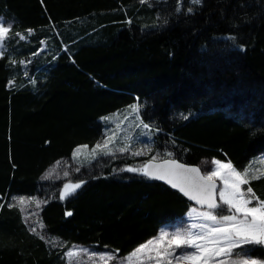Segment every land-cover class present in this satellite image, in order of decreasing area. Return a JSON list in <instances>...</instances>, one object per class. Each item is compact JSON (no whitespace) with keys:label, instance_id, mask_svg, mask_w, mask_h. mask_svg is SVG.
Listing matches in <instances>:
<instances>
[{"label":"trees","instance_id":"trees-1","mask_svg":"<svg viewBox=\"0 0 264 264\" xmlns=\"http://www.w3.org/2000/svg\"><path fill=\"white\" fill-rule=\"evenodd\" d=\"M189 1L0 0L11 25L0 48V264H63V250L9 207L12 194L42 197L43 230L65 246L124 256L195 204L123 165L163 152L243 170L264 156V0ZM132 103L151 126L149 153L107 157L101 173L92 163L60 200L62 180L42 183L43 174L94 146L102 117ZM262 174L246 186L264 200ZM246 247L264 259V246Z\"/></svg>","mask_w":264,"mask_h":264},{"label":"snow or ice","instance_id":"snow-or-ice-1","mask_svg":"<svg viewBox=\"0 0 264 264\" xmlns=\"http://www.w3.org/2000/svg\"><path fill=\"white\" fill-rule=\"evenodd\" d=\"M140 2L144 3L145 0ZM193 3L199 4L201 0H193ZM189 11L192 10L189 9ZM10 28L11 25L5 27L3 18H0V48L4 47L6 34L9 33ZM32 31L28 29V35H31ZM17 35L20 39L26 38L19 33ZM0 55L3 53L0 52ZM20 63L24 64L25 61ZM9 85H12V81H9ZM132 112H138L135 105L132 106ZM124 119L126 120L127 117ZM141 124L144 129L150 128L149 124L142 121ZM117 135L118 132L113 133L104 140L103 144L98 143L92 150L93 159L97 149L104 155H113L114 150L110 145L116 142ZM125 139L129 142L124 143L116 151L124 153L130 150L132 138ZM81 147L87 148L86 145ZM79 154L80 148H77L73 152V158L75 159ZM132 154L143 153L137 151ZM166 155L171 157L172 154ZM156 161L157 157L153 156L141 167H129L123 171L137 172L150 179L164 181L189 200L195 201L200 207L189 210L187 215L191 222L172 230L161 229L158 236L140 244L123 258L111 252L94 253L89 252L88 249H70L65 253L69 257L70 264L71 258L81 254L89 256L90 259H98L104 264H110L112 261H117V264H132L134 258L140 264H144L145 257L149 264L152 262L154 264H264V261L252 258L249 255L250 249L245 247L264 246V200L256 195L251 186H248L246 190L242 189V185H250L251 180L261 179L260 175L249 176L251 165L243 171H238L230 161L225 163L213 158L211 161L214 165L213 170L201 174L199 167H190L175 159L167 158L158 163ZM76 171L79 169L77 168ZM68 175V172L64 173L65 177ZM47 178L48 176L45 177ZM217 181L222 187H218ZM84 183L83 180L65 183L59 193L60 200L73 196ZM13 199L23 211L31 198L26 200L24 197H13ZM44 202L37 201L36 207L39 208ZM12 206L14 205H9V207ZM65 215L71 216L72 213L66 212ZM39 226L43 227L42 222ZM31 231L36 232V228L33 227Z\"/></svg>","mask_w":264,"mask_h":264},{"label":"rangeland","instance_id":"rangeland-1","mask_svg":"<svg viewBox=\"0 0 264 264\" xmlns=\"http://www.w3.org/2000/svg\"><path fill=\"white\" fill-rule=\"evenodd\" d=\"M189 2L193 3V0H190ZM134 105L137 107V104L132 103L130 105H127L121 109H118V110L108 114L107 116L102 117V120L106 124V128L104 129V132H103L102 136L100 137L99 141L92 147L88 146L87 144H82V145L76 146L73 149L70 157L62 158L53 167L51 166L48 168V170L41 177L42 178L41 182L47 183L48 180H51V182H53L54 180H62L63 185L69 181L75 183L76 179H78V178L83 179V176L85 177V175L88 173V171L93 168V167H91L92 163L96 162L97 171L99 173H101L103 167H105V165H106V163L104 161L107 162V159H108L107 157H111V158L118 157V156L140 157V156L147 155L149 153V151H146L145 149L150 148L149 140H150V131H152L151 126L149 129L143 128V126L141 124V120L139 118H137V117H139V107H137L138 108L137 113L132 112V106H134ZM125 117H127L126 120L124 119ZM116 132H118L116 142L114 144L110 145V147H112L114 150L113 155H104L99 149H97L95 159H93V156H92L93 148H95V146L98 143L103 144L105 139L109 138L110 136H112L113 133H116ZM145 133H146V135H145ZM126 137L132 138L130 150L128 152H124V153L116 151V149H118L119 147H122L124 143L129 142L125 139ZM85 145L87 146V148L81 147V146H85ZM77 148H80V154L74 159L73 158V152ZM137 151H140L143 154H141V155H133L132 154L133 152H137ZM158 153L159 152H156L153 155V156L157 157V160L161 159V155ZM160 153L166 155V153H163V152H160ZM153 156H151L150 159ZM212 159L213 158H206L202 161V162H206V163L201 162L200 166L203 169L204 174L206 172H210L213 170L214 165L211 164ZM146 161L147 160H138V161H134L133 164L123 165L122 168H120V171H123V169H127L129 167H133V168L141 167L143 164L146 163ZM222 162H225V161H222ZM225 163H227V162H225ZM250 165H251V168L249 170V176L264 173V156L262 154H258L256 156L252 157L250 159V163H248L243 168V170L246 167H249ZM77 168L79 169V171H76ZM243 170H238V171H243ZM65 172L69 173V175L67 177L64 176ZM70 172L72 173V175H74L73 173H76V172H77V174L74 175V177H71ZM80 172L83 174L80 175ZM126 172H128V171H126ZM130 173H137V172H130ZM46 176H48L47 179H45ZM219 187H222L220 182H219ZM246 188H247L246 185H242V189L246 190ZM13 197H16V198L24 197L26 200L29 198H31V199L29 200V203L24 206V210L21 211V207L19 205H17V202H16V200L13 199ZM37 201L44 202V199H42V197L39 198L37 196L12 194L9 197V199L7 200L8 205H15V206L20 208V211L22 213V219H23L24 223L26 224L27 228L29 229V231H31V229L33 227H35L36 232H32V231L31 232L36 234L37 236H39L41 239H43V241L46 243V246L48 247L49 250L56 251V253L59 252V250H61V251L63 250L61 253L59 252V257L61 255L63 256V258L65 259V262H66L65 264H70L69 257H67L65 255V253H67L70 249H73V248L88 249L89 252H94V253H110V252L114 253L112 251L98 250V249L92 248L91 246H85V245H79V244H74L72 246H65L64 242H62V240H60L58 237L49 236L43 230V227L41 228L39 226V223L41 222L40 221V215H39V210H40L41 206L39 208L36 207ZM42 204L43 203H41V205ZM191 208H199V207L197 205H193V206H191ZM188 212L184 216H182L180 219L176 220L175 222L163 225L159 229V232L161 231V229L172 230L177 226H184V225L189 224L191 221L189 220V217L187 215ZM33 213H35V215H32ZM159 232L153 237L158 236ZM153 237H151V238H153ZM151 238H149V239H151ZM145 242H143V243H145ZM137 247H135V248H137ZM246 248L250 249L249 247H246ZM131 252H129L128 254H126L124 256H119L116 253H114V254L116 256H118L119 258H123V257H127ZM251 257L258 259V260H261V261H264V259L259 258V257H253V256H251ZM71 264H104V262H101L98 259H90L89 256L81 254L78 257L71 258ZM110 264H117V261H112V262H110ZM132 264H140V262L134 258L132 261ZM144 264H149L146 257L144 259ZM152 264H154V262H152Z\"/></svg>","mask_w":264,"mask_h":264},{"label":"water","instance_id":"water-1","mask_svg":"<svg viewBox=\"0 0 264 264\" xmlns=\"http://www.w3.org/2000/svg\"><path fill=\"white\" fill-rule=\"evenodd\" d=\"M167 158H170V159H175V160H177L179 163H182V164H185V165H187V166H190V167H199V165H197V164H192V163H186V162H183V161H181V160H179V159H177V158H174V157H166V158H162V159H158L156 162L158 163V162H162V160L163 159H167ZM200 168V167H199ZM201 169V168H200ZM201 174H204L203 172H202V170H201ZM148 178V177H147ZM157 181H159V182H161V183H164L165 185H167L168 187H170L171 188V186L170 185H168V184H166L164 181H161V180H157ZM217 185H218V187H219V182L217 181ZM173 189V188H172ZM174 190H176L177 192H179L177 189H174ZM180 193V192H179ZM180 194H182V193H180ZM183 195V194H182ZM184 196V195H183ZM185 197V196H184ZM186 199H188L187 197H185ZM189 200V199H188ZM191 203H193V204H195V205H197L196 203H195V201H192V200H189ZM198 207H200L199 205H197Z\"/></svg>","mask_w":264,"mask_h":264},{"label":"crops","instance_id":"crops-1","mask_svg":"<svg viewBox=\"0 0 264 264\" xmlns=\"http://www.w3.org/2000/svg\"><path fill=\"white\" fill-rule=\"evenodd\" d=\"M60 161V160H59ZM59 161H57V162H59ZM57 162H55L54 164H52V167L55 165V164H57ZM62 190V189H61ZM159 232V231H158ZM55 254H58V253H56L55 252ZM61 255V254H60ZM58 258L62 261V263L63 264H65L66 262H65V259L63 258V256L61 255L60 257H59V255H58Z\"/></svg>","mask_w":264,"mask_h":264}]
</instances>
